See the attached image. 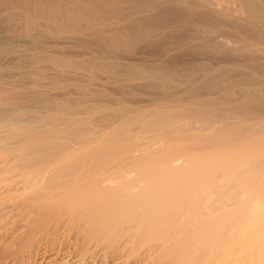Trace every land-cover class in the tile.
Instances as JSON below:
<instances>
[{
  "label": "rangeland",
  "instance_id": "1",
  "mask_svg": "<svg viewBox=\"0 0 264 264\" xmlns=\"http://www.w3.org/2000/svg\"><path fill=\"white\" fill-rule=\"evenodd\" d=\"M187 36L175 34L153 48L133 47L130 56L156 62L168 43ZM70 46L57 48L69 54L78 52ZM20 48L18 55L30 56ZM194 56L181 61L179 69L186 63L199 64L197 60L211 66L209 62L214 60L203 52ZM48 72L50 77H41L44 80L40 79L43 82L39 81L37 89L50 102V112L67 106L76 110L80 98L88 97L92 100L87 98V103H91L100 96L92 89L97 86L89 83L86 90L79 77L51 79L56 74L51 69ZM121 75L123 80L116 86L109 74H101V80L108 77L114 84L102 82L105 98L99 102L107 104V112H97L76 131L64 122L57 125L74 153L85 136L96 137L99 143L93 154L80 153L73 162L62 156L47 162L31 159L22 167L8 157L10 153L0 150V167L8 166L7 173L0 175V188L5 187L0 196L6 199L0 201V264H264V176L249 177L240 169L200 160L202 153L226 156L240 147L237 133L249 134L252 119L247 112L252 110L237 109L235 102L225 101V93L207 87L180 91L178 99L155 86H143L139 80L134 83L130 74ZM207 95L211 104L201 107L193 103ZM188 103L191 107L184 108ZM123 109L128 111L115 117ZM140 112L149 116L134 121ZM86 113L83 115L91 114ZM205 119L217 123V129L207 130L200 122L191 125ZM74 120L77 122V115ZM227 129L233 132L230 137L225 134ZM77 131L85 135L78 137ZM251 141L263 143L258 138L247 143ZM192 155L198 157L197 164L210 170L213 184H201L200 176L193 179L190 196L173 210L154 196L165 177L152 187L155 182L151 183L150 174L162 173L167 164L178 172L173 183L179 184L188 172L196 177L200 171L193 166ZM23 172L28 186L20 201L17 184ZM3 192L13 197L8 199ZM135 195L146 196L152 211L137 205ZM256 213L263 216L255 219Z\"/></svg>",
  "mask_w": 264,
  "mask_h": 264
},
{
  "label": "bare ground",
  "instance_id": "2",
  "mask_svg": "<svg viewBox=\"0 0 264 264\" xmlns=\"http://www.w3.org/2000/svg\"><path fill=\"white\" fill-rule=\"evenodd\" d=\"M187 33V37H178L168 43L158 54L160 58L156 62L147 61L145 56L141 61L135 55L130 56L133 47L153 48L160 44L157 42H167L175 34L185 36ZM63 44H72L80 53L59 51L57 47ZM20 47L30 56L22 57L20 52L18 55ZM199 52L214 57V60L209 58L211 66L197 60L199 64L186 63L179 69L177 65L182 64L188 55L196 56ZM50 69L56 74L51 79L79 77L86 90L90 84L97 86L92 89L100 96L92 98L98 102L91 104L87 103L88 97L80 98L74 101L76 110L67 106L60 112H50V102L37 89L41 86H38L39 81L44 80L41 77H50ZM102 73L104 76L109 74L116 86L123 80L119 78L121 73L124 76L130 74L128 78L136 81L134 83L139 80L143 86H155L166 91L169 97L178 98L180 91L189 93L190 89L207 87L215 93H225V101L235 102L237 109L252 110L247 112L252 119L249 134L237 133L239 141H236L240 147L226 156L220 152L202 153L200 160H214L217 166L240 169L249 177L255 174L264 176V0H0V150L10 153L8 157L15 158L22 167L31 159L47 162L62 156L73 162L80 153L93 154L99 143L96 137L85 136L83 139L86 140L74 153L63 140V130L57 125L64 122L76 131L81 122L107 112V104L99 100L105 98L101 92L106 90L103 84L110 78L101 80ZM54 82L52 85L58 86L59 81ZM207 97L209 95L193 103L201 107L211 104ZM190 107V103L184 106ZM126 111L123 109L115 117ZM84 112L91 114L86 113L89 115L86 116ZM75 115L78 116L77 122ZM148 116V113L140 112L134 121H142ZM197 122L202 127H209L207 130L218 127L210 119L195 121L191 125ZM210 134L211 131L207 133ZM225 134L230 137L233 132L227 129ZM75 135L85 134L77 131ZM252 138L261 139L263 143L256 145L253 140L248 144ZM197 159L192 155L193 166L199 168L200 174L196 173L195 177L193 172H188L179 184L173 183L178 172L167 164L162 173L150 174L151 183L155 182L152 187L165 177L164 185L155 189L154 196L166 207L178 209L190 196L191 185L198 176L201 184H213L210 170L197 164ZM7 167H0V175L7 173ZM27 184L23 172L17 184V189L21 190L16 191L20 201L27 193ZM3 194L6 196L5 192ZM2 199L6 200L0 196V201ZM133 200L152 211L146 196L135 195ZM261 216L262 213H256L255 219Z\"/></svg>",
  "mask_w": 264,
  "mask_h": 264
}]
</instances>
